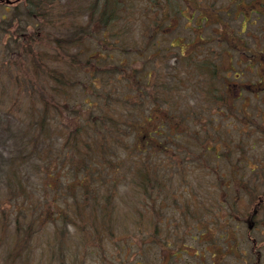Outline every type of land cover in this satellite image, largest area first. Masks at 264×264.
Listing matches in <instances>:
<instances>
[{
  "label": "trees",
  "instance_id": "trees-1",
  "mask_svg": "<svg viewBox=\"0 0 264 264\" xmlns=\"http://www.w3.org/2000/svg\"><path fill=\"white\" fill-rule=\"evenodd\" d=\"M156 1L144 0L142 5L146 14L157 8L156 5L149 9ZM66 3L49 5L46 0H23L16 5L22 6L20 13L16 6L7 11H12V23L20 16L24 18V23L20 30L17 27L9 34L7 43L12 45L6 50L3 45L2 65L5 71L9 69L13 72L11 68L15 67L19 99L32 98L29 106L32 109L27 108V111H32V122L24 126L26 132L22 126L5 123L10 127L12 140H7L10 149L6 165L0 172V186L9 191L7 196H0L2 229L7 226L5 221L9 222L12 217L13 226L18 229L21 218L28 214L32 218L22 228L24 235L16 242L20 253L25 238L42 234L49 224L72 223L77 229L76 225L84 223L82 215L85 213L88 217L91 214L109 215V219L111 205L106 197H96V202L83 204L82 207L63 205L61 210H55L57 207L53 203L47 204V196L53 193L75 199L79 194L87 203L92 200L93 186L103 181L102 173L115 171L121 160H131V164L133 159L141 160L145 173L136 190L139 201L148 205L154 199L153 194L169 190L170 186L166 187L170 181L168 175H174L164 171L167 166L162 165L172 160L167 150L172 142L164 144L174 141L168 131H175L173 125L181 119L179 135H188V124L185 122V126L183 123L188 108L182 105L180 111H165L166 108L171 109L177 98H169L172 100L169 102L158 85L146 86V47L140 49L136 42L130 39L129 44V39L125 38L131 37L130 16L136 11V3L133 0H76L70 5L67 0ZM43 21L46 23L44 29L41 27ZM42 33L47 39V47L42 43ZM22 65L31 77L32 73L35 75L36 82L29 84L25 76L19 80L17 74ZM9 83L0 81V90L4 92ZM37 106L39 109L34 111ZM167 114H174L175 117H169V126L163 131L159 122L164 121ZM59 141L61 143L58 144ZM120 152H123L122 158ZM153 158L157 162L150 164ZM30 162H37L34 167L40 175V188L34 190L35 195L29 197L32 201L28 204L16 199L28 200L25 199L23 176L29 175L26 170L31 169ZM63 167L68 173L76 172L77 179L72 182L59 180L65 173ZM173 167L177 165L172 163L170 168ZM161 177L166 184L156 188L155 184L162 181ZM238 178L242 181L237 179L238 183H251L245 177ZM53 180L57 183L55 189L51 183ZM61 183L64 186L60 187ZM244 192L249 190L245 187ZM250 199L256 200V193L250 195ZM131 206L127 207L130 209ZM2 207L10 208L12 215H8L9 211L2 210ZM85 207H90V211L83 210ZM102 229L107 235L112 231L107 225ZM56 230L62 235L61 228ZM101 233V229L92 227L85 232L81 253L92 248L87 244L88 237L94 244L93 240L104 234ZM54 239L57 247L58 243L64 245L62 237ZM51 250L56 253L52 245L45 246V251ZM64 259L62 257L60 264H64Z\"/></svg>",
  "mask_w": 264,
  "mask_h": 264
},
{
  "label": "rangeland",
  "instance_id": "rangeland-1",
  "mask_svg": "<svg viewBox=\"0 0 264 264\" xmlns=\"http://www.w3.org/2000/svg\"><path fill=\"white\" fill-rule=\"evenodd\" d=\"M46 1L49 5H56L62 2L66 3L67 0ZM133 1L136 3V11L133 16H130L132 21L131 37L125 38L129 39V44H131L130 39L136 42L141 49L144 47L143 25L146 24L142 12L144 0ZM75 2L76 0H68L69 5ZM3 7V5H0V81L10 83L4 92L0 90V172L6 165L7 151L10 149V142L8 143L7 140H12L9 133L10 127L5 126V123L10 122L11 125L22 126V130L26 132L27 129L24 126L27 125V122H32V111H27V108L32 109V106L29 107L32 98L22 97L19 99L17 96L18 84H16L14 75L15 67L11 68L13 72L9 69L5 71L2 65V47L4 45L6 50L12 45L9 44L8 46L7 43L9 34L17 27L18 29L21 27L24 18L21 16L15 18L12 23V11L7 12L8 8ZM17 7V12L20 13L22 6ZM54 20L56 21V18ZM41 27L43 29L46 27L44 21ZM43 34L42 43L47 47V39ZM152 64L154 65L153 61ZM17 75L19 80H22L25 76L24 78L29 84L36 82L35 75L32 73L31 77L24 65L20 66ZM38 109L37 106L34 111ZM7 113H10L8 117ZM250 144L252 143L242 144L245 155L253 160L262 158L264 155L263 145H256L260 147L259 151L254 148L251 149ZM216 145L217 149L220 150L219 144ZM231 146H235V144ZM192 151L195 152L196 149L194 148ZM220 152H222V155L225 153ZM122 155L123 152H120V157ZM234 158L235 156L232 155L226 161L220 162L221 164L216 166L218 172H215L214 175H203L198 171L197 166L192 165L188 166L192 172L188 170L186 174L168 175L169 178H165L170 180L169 185L166 186H170L169 190L153 194L154 199L153 201L150 200L148 205L146 201V204L139 201V192L136 190V186L142 183V174L145 173L141 167V160L133 159L132 164L131 160H121L119 165L115 166V171H104V174L102 173L101 179L103 181L93 186L91 190L93 192L92 200L87 203L79 194L75 199L67 196L59 197L53 193L47 196V204L53 203L57 207L55 210H61L63 205H69L70 208L82 207L83 204L96 202L94 200L96 197L100 199L106 197L111 205L109 219V215L104 217L103 214H91V217H88L85 213L82 215L84 223L76 225L77 229L74 228L72 223L49 224L42 234L25 238L21 243L23 244L21 253L16 242L24 235L22 228L27 222H31L32 218H29V214H25V218L20 219L19 229L13 226V217H9V222L5 221L7 226L2 229L1 225L4 222L0 219V264H60L62 257L65 258L64 264H256V262L264 264V205L258 210L254 218L256 230L248 232L245 218L256 204V200L249 202L247 196L254 193L237 190L233 193L231 189L235 188H229V191L222 192L224 191V185L236 188L238 185L243 186L238 177H245L251 183L244 184V186L256 184V187H258L256 194H262L264 192V175H232L227 167L233 165ZM155 162H157V159L153 158L150 164ZM189 162L190 160H187L184 164ZM36 163L30 162L31 169L27 168L26 170L29 175L26 176L25 174L23 176L25 199L28 198V200L20 197L16 201L22 200L30 204L32 200L29 197H33L35 195L34 190L38 191L40 188V175L34 167ZM196 164L199 165L200 161ZM63 169L65 173L60 176L59 180L62 182L63 180H71L72 182L77 179L76 172L68 173L67 168L63 167ZM69 170L72 171L71 168ZM24 171L25 169L22 170V172ZM160 172L163 173L162 170ZM161 179V182L155 184L156 188L163 187L166 184L164 178L161 177ZM237 179L241 183H238ZM51 183L53 189H55L56 180ZM62 186L64 185L61 183L60 187ZM7 191L3 186H0V196H7L9 194V191L8 193ZM223 195H225V200H222L221 196ZM234 195L235 197H233ZM224 203H227V205L224 206ZM130 205L132 206L129 209L127 206ZM1 209H6L9 211L7 214L12 215L10 208L2 207ZM83 210L88 212L90 207H85ZM230 212L232 214L229 221ZM104 225L112 230L108 235L102 229ZM235 226H237L235 234L227 237L225 230ZM91 227L101 229L104 234L101 233L102 236L93 240L94 244L91 237H88L87 244L92 248H87L81 253L85 242L84 234L91 230ZM56 228H61L62 235L58 234ZM150 234H153V236H150ZM148 236L153 238L149 243L147 242ZM58 237H62V244H64L61 246L58 243L59 247H57L54 239ZM248 237L256 241L257 245L254 252L251 251L253 246ZM47 244L52 245L56 253H53L52 250L51 252L45 251ZM256 256H258V261Z\"/></svg>",
  "mask_w": 264,
  "mask_h": 264
},
{
  "label": "flooded vegetation",
  "instance_id": "flooded-vegetation-1",
  "mask_svg": "<svg viewBox=\"0 0 264 264\" xmlns=\"http://www.w3.org/2000/svg\"><path fill=\"white\" fill-rule=\"evenodd\" d=\"M149 9L153 11L146 14L142 7L146 86L158 85L169 102L177 98L165 111H180L182 105L188 108L183 117L188 135H179L181 119H173L176 130L168 132L174 141L164 142H172L167 148L172 160L162 164L167 166L163 170L186 174L192 165L203 175H214L216 166L234 155L233 165L227 167L232 175H264V155L248 158L242 146L249 142L251 149L260 151L256 146L260 144L264 149V0H157ZM169 117L175 115L167 114L159 122L163 131ZM172 163L177 167L170 168ZM224 186L223 193L228 191ZM251 188L258 191L256 184ZM263 204L258 194L245 218L248 232L256 230L254 218ZM236 229L225 232L234 235ZM250 240L254 252L257 244Z\"/></svg>",
  "mask_w": 264,
  "mask_h": 264
},
{
  "label": "water",
  "instance_id": "water-1",
  "mask_svg": "<svg viewBox=\"0 0 264 264\" xmlns=\"http://www.w3.org/2000/svg\"><path fill=\"white\" fill-rule=\"evenodd\" d=\"M0 1H2V0H0ZM6 1V3H9L10 1L9 0H5Z\"/></svg>",
  "mask_w": 264,
  "mask_h": 264
}]
</instances>
